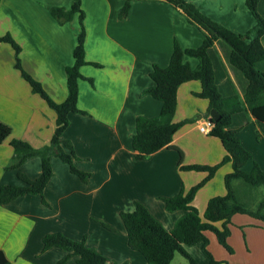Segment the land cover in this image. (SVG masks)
<instances>
[{"label":"crops","instance_id":"1","mask_svg":"<svg viewBox=\"0 0 264 264\" xmlns=\"http://www.w3.org/2000/svg\"><path fill=\"white\" fill-rule=\"evenodd\" d=\"M72 1L0 0V38L10 35L20 45L23 69L58 104L68 97L67 68L75 63L80 24L78 15L60 24L49 9H70ZM126 1L82 0L86 60L101 67L88 64L80 69L85 79L79 81L78 107L87 115L70 114L64 139L74 146L76 167L90 177L83 181L68 164L53 157L54 177L44 191L47 205L41 196L33 195L0 204V252L12 264H59L67 255L64 250L44 251V238L58 233L76 241L85 239L89 248L108 259L107 264H149L130 247L121 214L133 212L140 202L172 231L187 212H169L164 200L189 191L207 177V173L180 170V161L182 165L215 166L227 154L222 142L209 135V100L194 95L202 91L201 82L190 81L178 89L174 122L196 116L198 120L182 127L169 147L136 160L133 139L138 119H158L163 107L162 101L145 93L154 86L153 67L169 66L175 42L183 50L198 48L205 36L181 10L161 0H134L127 18L121 20ZM188 1L236 34H245L257 25L247 0ZM260 10L264 13V1ZM183 61L194 69L199 65L198 59L189 56ZM230 75L234 80L231 71ZM56 121L55 111L33 93L16 69L12 46L1 43L0 122L12 134L0 144V186L23 185L19 173L31 179L40 177L41 157L28 160L18 170L6 169L14 155L10 143L18 139L36 149L47 146ZM202 126L208 132H202ZM237 137L253 156L245 170L250 172L254 163L264 170V122L252 118ZM232 171V163L223 165L195 196L193 205L202 218L211 198L226 195L225 177ZM235 187L240 194L249 193L240 182ZM249 196L256 197V192ZM216 226L221 229L222 223ZM230 230L232 253L220 245L214 233L207 234L214 259L220 264H264V222L238 214L232 218ZM185 249L199 264L210 263L202 243ZM178 254L184 257L177 253L171 264ZM77 259L72 257L65 264H78Z\"/></svg>","mask_w":264,"mask_h":264},{"label":"trees","instance_id":"2","mask_svg":"<svg viewBox=\"0 0 264 264\" xmlns=\"http://www.w3.org/2000/svg\"><path fill=\"white\" fill-rule=\"evenodd\" d=\"M133 1H126L120 12L121 20L127 18ZM161 1L181 10L188 22L203 32L205 40L200 47L186 50L175 42L169 66L153 67L151 78L154 86L145 93L162 101L163 107L158 119L148 120L143 117L138 119L139 129L133 139V147L137 152L136 160L148 159L156 152L169 147L175 134L182 127L198 120L199 117L196 116L178 123L174 122L178 106V89L190 81H200L202 84V91L194 95L209 100L206 116L211 120L213 109L221 114L222 117L213 124L209 135L222 142L227 154L215 166L182 165L180 161V170L207 173V177L189 191L183 190L178 196L164 200L169 212L178 210L187 212L172 231L166 230L140 202L136 203L133 212H124L121 217L127 229L130 247L141 253L149 264H171L177 253L182 254L189 264H199L185 249L187 246L199 243L203 244V251L210 258L209 264H220L208 250V233H214L220 245L232 253L228 239L231 234L232 218L235 215H249L264 222V197L254 209L249 207L248 197L251 192L256 191L254 189L264 187V170L257 163H254L250 172L245 170L253 156L237 137V133L252 118L264 122V13L260 10L264 0H247V6L256 18L257 25L245 34H236L213 21L186 0ZM49 11L60 24L71 22L76 15L79 16L80 31L73 52L75 63L67 68L68 97L65 102L61 104L54 102L42 85L23 69L20 60L22 49L10 35L0 38V44H10L14 49L15 67L30 84L33 93L45 100L57 115L56 129L49 145L36 149L28 142L11 140L14 155L6 169L18 170L28 160L41 157L42 174L37 179H31L19 173L18 177L23 185L0 186V204H9L22 196L33 195L41 196L44 204L47 205L44 191L54 177L53 157H58L68 164L71 172L83 181L86 182L90 177V174L76 167L75 161L78 157L72 142L64 139V133L70 123V114L87 115L78 107L79 81L85 79L80 69L88 64L95 67L101 65L88 63L86 60V14L82 9V0H73L70 9L54 7ZM184 56L198 59V67L194 69L188 63H184ZM89 81L93 83L92 80ZM11 134V128L0 122V144ZM227 163H232L233 166V171L225 177L227 193L225 196L211 198L202 218L193 205L194 198ZM235 182H240L247 188L248 195L245 192L240 194ZM219 222L222 223L221 229L216 226ZM102 224L107 229L113 230L107 224ZM54 247L61 248L67 253L59 264H65L72 257L78 258V264L108 263L105 256L87 246L85 239L76 241L61 233L47 235L44 238V251ZM0 264H12L2 252H0Z\"/></svg>","mask_w":264,"mask_h":264},{"label":"rangeland","instance_id":"3","mask_svg":"<svg viewBox=\"0 0 264 264\" xmlns=\"http://www.w3.org/2000/svg\"><path fill=\"white\" fill-rule=\"evenodd\" d=\"M187 2H189L188 0H186ZM189 3H191V2H189ZM191 4H193V3H191ZM193 5H195V4H193ZM196 6V5H195ZM197 7V6H196ZM198 8V7H197ZM199 10H200V8H198ZM201 11V10H200ZM201 13H203L202 11H201ZM205 16H207V17H209L210 19H212L213 21H215V22H217L218 23V21L217 20H215V19H213V18H211L210 16H208L207 14H205V13H203ZM220 24V23H219ZM254 190H256L255 192H256V197H254V198H251L250 199V196L248 195V193H247V195H248V197H249V207H252V208H254L255 207V204L254 203H256L257 201H259L260 199H262V197H263V195H264V187H261V188H259V189H254ZM247 201V200H246ZM253 201V202H252ZM173 264H189V262H188V260L185 258V257H182L181 255H177V259L175 260V262L173 263Z\"/></svg>","mask_w":264,"mask_h":264},{"label":"water","instance_id":"4","mask_svg":"<svg viewBox=\"0 0 264 264\" xmlns=\"http://www.w3.org/2000/svg\"><path fill=\"white\" fill-rule=\"evenodd\" d=\"M221 117V114L217 110H211V121L209 123L210 126H213V124L219 121Z\"/></svg>","mask_w":264,"mask_h":264},{"label":"built area","instance_id":"5","mask_svg":"<svg viewBox=\"0 0 264 264\" xmlns=\"http://www.w3.org/2000/svg\"><path fill=\"white\" fill-rule=\"evenodd\" d=\"M200 130L202 131V132H208V130H207V126H202L201 128H200Z\"/></svg>","mask_w":264,"mask_h":264}]
</instances>
